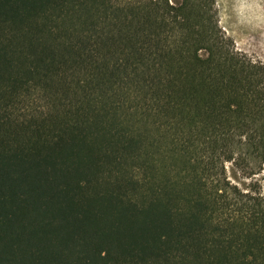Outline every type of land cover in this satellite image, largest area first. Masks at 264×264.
Wrapping results in <instances>:
<instances>
[{"label":"trees","instance_id":"obj_1","mask_svg":"<svg viewBox=\"0 0 264 264\" xmlns=\"http://www.w3.org/2000/svg\"><path fill=\"white\" fill-rule=\"evenodd\" d=\"M0 264H264V66L216 0H0Z\"/></svg>","mask_w":264,"mask_h":264},{"label":"rangeland","instance_id":"obj_2","mask_svg":"<svg viewBox=\"0 0 264 264\" xmlns=\"http://www.w3.org/2000/svg\"><path fill=\"white\" fill-rule=\"evenodd\" d=\"M219 27L232 49L264 66V0H216ZM229 176L236 181L233 166Z\"/></svg>","mask_w":264,"mask_h":264}]
</instances>
